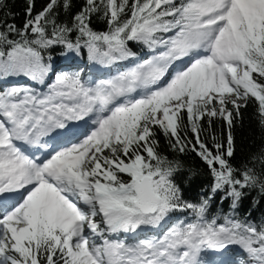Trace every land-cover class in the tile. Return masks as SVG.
Returning a JSON list of instances; mask_svg holds the SVG:
<instances>
[{
    "label": "snow or ice",
    "instance_id": "snow-or-ice-1",
    "mask_svg": "<svg viewBox=\"0 0 264 264\" xmlns=\"http://www.w3.org/2000/svg\"><path fill=\"white\" fill-rule=\"evenodd\" d=\"M59 5L49 0L33 16L29 0L23 28L0 30V78L44 84L52 71L48 50L57 46L66 58L86 50L102 65L134 59L129 42L152 55L109 79L63 71L46 91L0 92V264H205L204 251L232 244L246 254L235 264H264V225L230 217L218 224L205 219L207 199L182 200L171 179L178 163L156 152L153 132L158 126L174 138V150L196 151L214 178L213 193L227 188L233 208L243 188L264 192L254 169L230 163L233 113L254 99L264 126V0H85L71 24L57 23ZM98 12L104 32L90 26ZM183 113L194 144L180 135ZM205 117L209 129L216 117L227 123L226 146L215 134L211 148L201 138ZM74 121L87 127L73 129ZM17 141L50 151L27 154ZM177 210H191L196 220L132 244L110 238L158 227Z\"/></svg>",
    "mask_w": 264,
    "mask_h": 264
},
{
    "label": "trees",
    "instance_id": "trees-1",
    "mask_svg": "<svg viewBox=\"0 0 264 264\" xmlns=\"http://www.w3.org/2000/svg\"><path fill=\"white\" fill-rule=\"evenodd\" d=\"M48 2L49 0H33L32 15L35 16L40 12ZM84 3L85 0H71V7L65 11L63 0H60V5L55 9L57 23L66 22L71 24L73 16L81 10ZM28 7L29 0H0V30H3L4 26L8 24L15 25L17 29L23 28L26 20L29 19L27 14ZM90 26L97 32H104L108 29L107 20L99 12L92 15ZM72 35L75 36V33ZM128 47L135 53L136 58H146L151 53L142 43L129 42ZM63 51L59 46L48 50V53L52 56V60L55 61L52 64V71L49 73L44 84H38L24 76L12 77L11 79L2 78L3 82H6L5 84L7 85H4L5 87L0 85V92L13 86L35 88L41 92L46 91L48 84L53 82L56 74L65 71L61 68V63L64 61ZM81 60L83 66L67 71L78 70L81 72L83 79H88L91 70L95 69L88 63L86 50H81ZM102 69L101 67L99 68V70ZM244 104L245 101L241 105ZM228 108L232 109V105H228ZM233 115L231 134L234 138V155L231 157L230 163L241 171L243 166L254 169L258 177L264 179V162L260 159L264 157V126L260 123L257 102L254 99L247 101V105L239 109V116H236L235 112ZM183 125L184 128L180 132L181 137L191 139L194 144V136L188 127L186 113H183ZM201 125L203 128L201 138L210 148L212 147V134H215L216 139L226 146L229 130L227 123L222 118H214L210 129L207 117L201 121ZM153 132L155 134L154 138L158 142L155 149L156 152L166 157L169 161L178 163L177 170L171 179L180 189L182 200L200 204L202 200L207 199L209 204L206 208L205 219L211 221L215 218L218 224L223 223L225 217H230L253 223L257 228L264 225V192L260 190L259 186L243 188L241 190L243 195L237 202L236 207L233 208V198L227 196V188L213 193L214 178L209 171L208 165L197 155L196 151H193L191 147L186 148L184 152H180L178 147L174 150L171 146L175 143L174 138L170 136L166 137L158 126L153 127ZM241 171H237L236 174L239 176ZM120 175L126 181L130 179L125 174ZM97 220L99 221L100 217H97ZM195 220L196 216L191 210H177L170 213L158 227L141 226L135 232H121L110 238L122 239L126 243L132 244L149 235L158 237L163 234V231L178 221H183L187 224ZM101 226L103 227V225Z\"/></svg>",
    "mask_w": 264,
    "mask_h": 264
},
{
    "label": "rangeland",
    "instance_id": "rangeland-1",
    "mask_svg": "<svg viewBox=\"0 0 264 264\" xmlns=\"http://www.w3.org/2000/svg\"><path fill=\"white\" fill-rule=\"evenodd\" d=\"M150 55H152V53H150ZM64 61L61 63V68L65 71L70 70V69H74L79 68L81 66H83L82 60H81V54L79 56L75 55V54H69V56L66 58L63 55ZM55 60H51V64L54 63ZM72 61L74 62L72 64ZM140 59L139 58H134V59H129V61H117L111 64H107L106 67H104L102 64L93 62L91 60L88 59V63L96 70H91L90 74H89V80H92L93 82H95L96 80H99L100 78H104V79H109L113 76L118 75L119 73H122L126 70H128L130 67L134 66L135 63L139 62ZM103 66L105 69L101 70V73H98V67ZM8 79H11L12 77H7ZM4 80L2 78H0V85L2 86H6L7 84H5L6 82H3ZM161 83H164V81H161ZM4 86V87H5ZM9 88V87H8ZM239 104H243L244 101L240 100L238 101ZM87 231V230H86ZM101 241L99 239H97V243H100ZM233 247V249H237V247H239L238 245H231ZM236 247V248H235ZM207 254H209L207 252ZM215 255V253L213 254ZM206 254H202V259L206 258Z\"/></svg>",
    "mask_w": 264,
    "mask_h": 264
},
{
    "label": "bare ground",
    "instance_id": "bare-ground-1",
    "mask_svg": "<svg viewBox=\"0 0 264 264\" xmlns=\"http://www.w3.org/2000/svg\"><path fill=\"white\" fill-rule=\"evenodd\" d=\"M185 59H187V58H185ZM177 63H179V62H177ZM86 119H87V118H86ZM44 140H48V139H47V138H44ZM43 152L46 153L47 150H43ZM22 191H23V190H22ZM22 191H21V192H22ZM207 252L210 253V254H212V251H211V250H206V251H204L202 254H207Z\"/></svg>",
    "mask_w": 264,
    "mask_h": 264
}]
</instances>
